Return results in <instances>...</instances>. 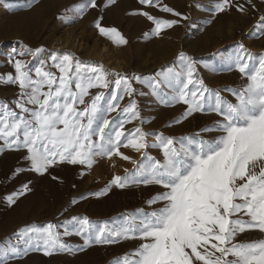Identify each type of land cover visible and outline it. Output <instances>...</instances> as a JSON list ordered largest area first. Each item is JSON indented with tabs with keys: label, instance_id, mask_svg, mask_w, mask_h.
Returning <instances> with one entry per match:
<instances>
[{
	"label": "snow or ice",
	"instance_id": "1",
	"mask_svg": "<svg viewBox=\"0 0 264 264\" xmlns=\"http://www.w3.org/2000/svg\"><path fill=\"white\" fill-rule=\"evenodd\" d=\"M140 2L159 4V0ZM109 3L114 4L115 0ZM97 7V0H83L75 6V13L81 16L88 8ZM255 8L253 0H218L215 12L235 9L247 15ZM161 10L179 19L138 13L154 24L152 35L160 36L163 30L187 19L166 5ZM100 19L95 27L102 36L118 46L128 43L116 27L103 26ZM258 26L259 35L264 36V14L259 17ZM237 49L230 58L229 70L235 68L244 78L239 87L208 88L197 77L193 58L184 52L178 56L180 71L161 73L162 78L151 84L153 94L158 95L164 81H176L175 94L164 103H183L187 107L179 119L170 123H180L193 113L204 111L218 117L198 133L176 138L148 133L141 127L131 132L124 129L125 123L133 120L145 122L131 84V80L141 77L113 72L93 61H82L70 52L50 51L47 60H40L39 66L32 69L30 62L18 57L35 58L46 49L33 50L23 45L20 51L9 54L8 63L13 64L14 74L0 75V81L16 84L20 90L14 108L0 103V150H25L27 170L41 175L63 164L91 168L97 157L131 160L120 151L121 147L141 154L140 161L131 160L135 166L132 171L125 169L124 176L114 175L96 195L107 194L112 186L156 185L161 191L146 201L151 210L138 209L119 221L113 218L94 222L86 216L72 217L78 224L75 234L84 240L77 250L93 243L133 239L139 241L137 247L115 264H264V238L249 242L239 239L249 230L264 234V53L257 63V57L242 43ZM91 89L107 90V94H93ZM125 96L129 100L122 106L120 101ZM112 112H117V116L109 119L107 114ZM205 132L216 135L205 139ZM150 136L155 137L152 143ZM149 147L158 148L159 157L149 156ZM22 170L18 167L16 173ZM30 191L24 184L6 199L13 205ZM60 227L61 224L48 222L17 229L5 239L7 248L0 249V264H5L10 255L21 258L30 251L42 250L44 255L72 251L73 246L61 239V235L71 233L65 228L61 234Z\"/></svg>",
	"mask_w": 264,
	"mask_h": 264
},
{
	"label": "rangeland",
	"instance_id": "2",
	"mask_svg": "<svg viewBox=\"0 0 264 264\" xmlns=\"http://www.w3.org/2000/svg\"><path fill=\"white\" fill-rule=\"evenodd\" d=\"M82 2L0 0V75L14 74L13 64L8 63L9 54L27 45L33 50L37 47L46 49L43 55L35 58L32 55L18 57L30 62L32 69L39 66L40 60H47L48 52L56 51L73 53L82 61H93L113 72L139 76L142 79H133L131 84L136 90L133 98L145 122L141 124L140 120H133L125 123L124 129L128 132L141 127L148 133L179 138L196 134L218 119L215 113L204 111L193 113L180 123H170L179 119L187 107L183 103H164L175 94L174 78L164 81L158 95L153 94L151 84L162 78L159 74L180 71V52L193 58L197 77L211 89L239 87L244 82L235 68L229 70L230 58L236 54L238 44L242 43L257 57V63L259 55L264 53V36L259 35L258 26L259 17L264 14V0H253L256 8L247 15L235 9L216 13L218 0H159V4L153 6L141 4L140 0H115L114 4L109 0H97V8H88L83 15L77 16L75 6ZM165 5L181 12L187 19L163 30L160 36L152 35L154 24L138 13L147 12L159 19H179L162 11ZM98 19L103 26L116 27L128 43L118 46L102 36L95 27ZM52 71L58 74L56 69ZM19 91L18 85L0 81V103L14 108ZM97 91L107 94V90H90L93 94ZM222 95L229 97L227 92ZM128 100L129 97L125 96L120 101L121 105ZM117 112L108 113V118L116 117ZM202 135L208 139L216 134L205 132ZM154 139V136L148 137L149 143ZM120 151L131 160L142 159L140 153L130 148L121 147ZM146 151L151 157L160 155L158 148L149 147ZM25 155L23 149L0 150V249L7 248L5 239L17 229L51 222L61 224L58 229L61 234L65 228L68 229L71 234L61 235V239L72 245L73 250L51 255H44L42 250L30 251L21 258L10 255L5 264H115L125 253L137 247L139 241L129 239L113 244L93 243L82 251L77 250L78 246L84 245V240L75 234L78 224L71 219L86 216L94 222L111 221L113 218L119 221L125 214L138 209L150 211L146 201L161 191L156 185L112 186L107 194L96 195L114 175L124 176L125 169L132 171L135 166L131 160L113 157L109 161L97 157L91 168L63 164L41 175L27 170ZM18 167L23 169L19 174L16 173ZM24 184L31 191L10 205L6 198ZM260 238H264V234L258 230H249L239 237L242 242ZM11 243L15 244L16 240L12 239Z\"/></svg>",
	"mask_w": 264,
	"mask_h": 264
}]
</instances>
